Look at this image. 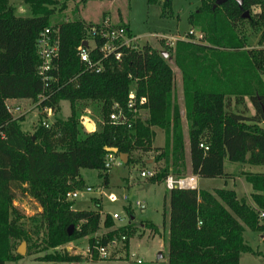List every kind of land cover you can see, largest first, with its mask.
I'll return each instance as SVG.
<instances>
[{"label":"trees","instance_id":"1","mask_svg":"<svg viewBox=\"0 0 264 264\" xmlns=\"http://www.w3.org/2000/svg\"><path fill=\"white\" fill-rule=\"evenodd\" d=\"M214 1L200 0L199 7L188 16L191 29L197 28L202 40L186 37L172 44L162 43L167 58L148 44L120 47L121 57L115 59L112 54L103 57L99 51L103 39L97 32L104 28L107 13L96 23L74 19L51 25L50 15L67 8L66 0H23L31 12L29 17L16 15L8 0H0V264L20 257L14 254V242L53 250L37 259V264L71 262L80 256L54 249L88 236V248L93 252L95 245H106L118 231L125 235L133 231L130 222L105 236H95L101 221L98 199H93L95 210L76 211L66 196L83 185L81 168L101 171L107 184V148L127 154L125 165L133 163L131 156L136 151L158 152L155 161L162 160L163 165L148 178L152 183L163 182L167 175L184 174L185 146L173 95L174 72L168 59L180 72L191 174L226 180L235 175L224 171L225 160L264 165V28L256 48L246 46V35L239 29L241 23L251 29L264 23V0H242V9L233 0L212 8ZM146 2L159 4L163 15L171 0ZM244 11L249 12L248 18H242ZM48 26L58 28L55 64L59 78L39 107L56 113L59 102L66 100L71 111L65 120H56L49 128L41 121L29 135L21 128L23 117H12L6 102L37 100L42 91L35 42L38 33ZM111 27L123 28L128 37L133 36L119 11ZM92 29L96 32L93 36ZM90 37L96 43L90 57L93 62L101 60L99 71L87 69L76 55L80 43ZM131 87H135L138 98H144L136 108L146 110V117L126 108ZM245 97L254 109L251 115H247ZM78 100L101 101L103 121L99 129L90 133L81 130L73 109ZM114 104L124 114L117 123L109 120ZM154 128L164 133L162 147L152 146ZM201 143L206 150L199 147ZM240 176L251 186L254 207L239 199L233 189H169L167 208L164 205L163 210V216L168 215L166 263H138L127 255L123 259L128 264H239L242 253L257 255L259 252L244 241L243 232L247 228L264 236V217H260L264 213V172L240 171ZM14 189L33 198L41 210L30 217L22 214L13 204ZM112 219L107 215L102 225L112 227ZM141 224L152 233L156 231L152 223ZM70 225L73 230L68 235Z\"/></svg>","mask_w":264,"mask_h":264},{"label":"rangeland","instance_id":"2","mask_svg":"<svg viewBox=\"0 0 264 264\" xmlns=\"http://www.w3.org/2000/svg\"><path fill=\"white\" fill-rule=\"evenodd\" d=\"M59 2L63 0H58ZM67 8L63 10H56L49 17L51 25L58 24L65 20L80 19L85 22L96 23L102 19L101 10L110 8L105 0H92L88 2H80L79 0H66ZM113 7L110 11L109 17H112V23L116 21L114 18V11L116 10L123 16V21H126L129 26L130 33L136 38L139 46L148 44L159 51L168 53L164 44H172L176 39H182L185 34L191 29L188 23V16L196 10L200 5V0H171L170 8L162 15V8L159 4H148L146 0H112ZM11 7L15 9L18 16L29 17L31 12L23 0H8ZM104 13V12H103ZM264 28V23H259L256 28L251 29L247 24H239V29L246 35V46L249 48L258 47V39L261 29ZM195 32L197 28L193 29ZM169 64L174 72V101L179 107L181 127L186 121V106L182 98L181 78L180 72L173 64L172 59H168ZM262 81H264V71L261 74ZM232 98V97H231ZM247 107V115H251L254 109L248 100L244 98ZM18 104L8 102L6 103L11 109L18 107L17 111L12 110L10 114L12 117H23L20 122L21 128L29 135H33L35 129L42 120H47L52 124L54 121H63L70 115V104L63 100L59 102V110L49 116H46L39 107L37 100L17 101ZM101 101L97 100H78L74 104V115L80 123L81 130L85 133H90L95 129H99L102 124ZM140 116L146 117L148 112L140 110ZM85 123H91L92 129L86 131ZM155 136L152 142L153 147H162L165 143V136L161 129L154 128ZM183 133V131H182ZM56 139L55 137L52 138ZM185 150L188 148L187 135L183 134ZM158 154L156 151L140 152L136 151L131 158L133 163L128 165L120 163L117 156L114 155L112 165L107 169V184L103 183L102 172L97 169L81 168L79 176L83 180V185L73 191H81V193L72 199H67L72 202V209L79 210H95L96 207L93 199H98L101 204L100 211V227L95 233V236H105L108 231L116 230L119 226L133 222V231L130 234H121L119 231L115 234L116 237L109 240L106 246L109 256L106 259L99 257L97 246L94 251L88 254V236L76 238L66 242L56 249V252L61 253L63 250L69 252L70 255L80 256V259L71 262H46L45 264H128L127 260L123 259L126 255L132 261H140L144 263L156 261L158 252L162 256L158 261L166 263L168 246L167 240V225L164 220L163 210L164 202L163 195L167 193L164 182H150L148 179L140 176L141 170H159L163 161H155ZM187 150L184 154L185 172L182 176H190V170L187 168ZM150 160L147 162V160ZM225 164L226 170L232 165L227 160ZM236 169L232 173L235 175L229 179H205L199 178L197 180V189L204 188L212 190L213 188H227L233 189L239 199H243L247 205H252L249 193H251V186L240 177V170L252 171L248 165L236 163ZM255 171L264 172L262 169L255 168ZM254 172V171H252ZM175 176V175H173ZM240 177L234 181L235 177ZM181 177V176H175ZM233 180V181H232ZM93 188L91 192L85 191V187ZM101 190L99 193L98 190ZM15 199L14 206L25 216L30 217L41 209L38 203L28 195L21 194L19 189H14ZM142 201L145 204V209L140 210L136 203ZM126 207L130 208V214ZM128 208V209H129ZM117 214L119 218L112 219L113 226L105 228L102 225L104 218L108 215ZM129 216L133 219L129 220ZM164 221V222H163ZM142 222L152 223L156 226V231L153 233ZM262 234L253 232L245 228L243 232L244 241L255 251L259 252L257 255L250 253H242L240 255L239 264H264V241H262ZM261 236V237H260ZM124 237V238H122ZM164 238V239H163ZM21 242H14V254H18L17 248ZM53 250H40L37 248H30L26 243L24 245V254L14 260H8L5 264H37L40 258L53 253ZM39 259V260H37Z\"/></svg>","mask_w":264,"mask_h":264},{"label":"built area","instance_id":"3","mask_svg":"<svg viewBox=\"0 0 264 264\" xmlns=\"http://www.w3.org/2000/svg\"><path fill=\"white\" fill-rule=\"evenodd\" d=\"M112 20L109 17H105L103 20V29L97 32V35L103 39L102 45L99 47V51L102 52L103 57H106L108 55H113L115 59H119L121 57L120 52L117 50L120 47H126V48H132L136 47L137 40L134 36L128 37L125 33V30L123 28H113L111 27ZM110 29H107L109 28ZM96 32L94 29L91 30V35H95ZM190 37L194 41H200L203 38V34L200 31L195 32L193 29H190L186 34L185 37ZM183 39V38H182ZM86 41L87 45L83 46L82 42ZM80 45L77 47L76 55L79 58V61L83 63L87 69H92L95 71H99L101 68L100 61L97 60L95 62L92 61L90 57V52L96 47L95 40L90 37L87 40H83ZM35 48H36V54L39 59V66L37 68V75L42 85V91L37 95L38 103L42 101L43 99L48 97V92L51 90V88L58 83V70L55 64V61L58 58V52H59V35H58V28L55 26H48L44 27L37 35L36 42H35ZM144 101V98L137 97L135 87H131L127 94V100H126V108L129 109L132 112H140L142 109H137L136 104H141ZM8 107V105H7ZM19 108L14 107L10 108L8 107V111L11 112L12 110L17 111ZM113 111L109 115V120L117 123L120 122L124 114L121 110V108L118 106V104L113 105ZM42 112L49 116L53 114V110L48 107L42 108ZM140 114V113H139ZM41 124L45 128H49L51 126L50 123L47 122V120H42ZM199 147H202L203 149H207V146L204 144H199ZM118 158V157H117ZM114 161V154L109 153L105 156L104 160V167L108 169ZM121 163V162H120ZM155 171L154 170H141L140 176L144 177L146 179L154 176ZM165 187L167 190L172 188H181V189H196L197 188V179L195 176H181V177H175L173 175H167L165 179L163 180ZM93 188L86 186L85 191L91 192ZM99 193L101 190H98ZM81 191H70L66 194V196L69 199L76 198ZM137 207L140 210L145 209V204L142 201H139L136 203ZM113 219L119 218L117 214L111 215ZM260 217H264V213L260 214ZM124 238V237H122ZM88 254L90 255L89 248L87 249ZM97 251L99 254V257L101 259H106L109 254L107 251V247L104 245L97 246ZM140 263V261H136Z\"/></svg>","mask_w":264,"mask_h":264},{"label":"water","instance_id":"4","mask_svg":"<svg viewBox=\"0 0 264 264\" xmlns=\"http://www.w3.org/2000/svg\"><path fill=\"white\" fill-rule=\"evenodd\" d=\"M226 1H228V0H215L212 8H215L216 6L222 5ZM233 1L238 5V7L240 9H242V0H233ZM248 17H249V12L248 11H244L242 13V18H248ZM82 45L83 46H86L87 45V42L86 41H83L82 42ZM161 54H162V56L164 58H167V55H168L167 52L162 51ZM261 110H262V114H264V105H262V104H261ZM84 128H85L86 131H89L90 129H92V124L91 123H86L84 125ZM106 151L108 153L117 154L118 160L122 164H125L127 162L128 155L127 154L118 153L116 148H107ZM131 219H133L132 216L130 217V220ZM72 230H73V225H70L68 227V229H67L68 235H70L72 233ZM24 245H25V242H21V244L17 248V252H18L19 255H23L24 254ZM161 256H162L161 252H158L157 259L156 260L158 261L161 258Z\"/></svg>","mask_w":264,"mask_h":264},{"label":"crops","instance_id":"5","mask_svg":"<svg viewBox=\"0 0 264 264\" xmlns=\"http://www.w3.org/2000/svg\"><path fill=\"white\" fill-rule=\"evenodd\" d=\"M105 1H107L108 4H110V8H108L107 10H101L99 13H102V14H103V12H104V13H107L106 17H109V14H108V13H111V14H112V11H110V10H111L112 7H113V1H112V0H105ZM114 13H115V14H114V18H116V13H117L116 10L114 11ZM112 15H113V14H112ZM122 17H123V16H122ZM109 18L112 20V17H109ZM26 100H28V99H12V100H8L6 103H8V102H9V103L12 102V103H16V104H18L17 101H26ZM85 124H86V123H85ZM85 124H84V125H85ZM182 131H183V134H184V135H187V123H185V125H184V124L182 125ZM187 145H188V141H187ZM185 148H186V147H185ZM186 150H187V153H188V154H187V156H188V157H187V168H188V170H190V162H189V151H188V148H187ZM186 150H185V151H186ZM149 161H150V160L148 159L147 162H149ZM228 163H229V165H230L231 162H228ZM225 164H226V161L223 162V168H224V171H225V172L233 173L234 170L236 169V168L234 167L236 163H231L232 165L229 166L228 170H226V168H225ZM244 165L246 166V165H248V164H242V166H244ZM262 166H264V165H260V166H256V165H248V168L251 169V170H252L253 168H254V169H255V168H258V169L261 170V169H262ZM254 169H253L252 171H254V172H261V171H255ZM240 171H247V170H244V169H243V170H240ZM190 173H191V172H190ZM191 175H192V174H191ZM193 176H194V175H193ZM195 177H196L197 180L199 179V177H197V176H195ZM240 177L243 178L242 176H240ZM240 177H237V176H236V177L234 178V181L237 180V179H238V180L241 179ZM232 181H233V180H232ZM199 189H204V188H199ZM204 190H209V189H204ZM249 195H250V193H249ZM163 202H164L165 207L167 208V193L163 195ZM250 206H251V207H254L253 204L250 205ZM164 220H165V223H166V225H167V221H168V215H167V213H166V215H165ZM163 222H164V221H163ZM261 236H262V235H261ZM261 236H260V237H261ZM261 239H262V237H261Z\"/></svg>","mask_w":264,"mask_h":264}]
</instances>
